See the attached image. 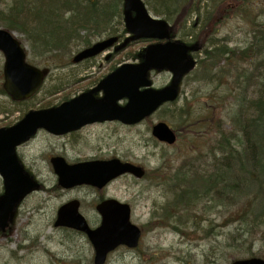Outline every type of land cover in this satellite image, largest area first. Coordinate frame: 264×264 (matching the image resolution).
<instances>
[{"label":"trees","instance_id":"16d2710c","mask_svg":"<svg viewBox=\"0 0 264 264\" xmlns=\"http://www.w3.org/2000/svg\"><path fill=\"white\" fill-rule=\"evenodd\" d=\"M145 3L171 22L173 35L182 29L183 39L201 52L196 71L207 81L218 80L199 102L204 111L197 114L188 105L175 124L180 141L186 144L177 147L175 155L187 152L192 144L202 151L187 156L177 169L165 166L156 171L172 196L159 222L174 223L171 227L180 229L183 218L196 220L198 208L217 217L227 211L217 227L234 222L242 230L231 233L237 246L233 257L255 256V238L264 240V20L258 19L264 0ZM223 7L226 13L221 14ZM230 18L247 27L243 47H231L228 40L220 43L217 38L219 26ZM122 20L123 0H10L0 9V25L25 34L33 56L52 59V66L69 61L71 50L89 46L93 37L116 33L113 24ZM190 158L196 162L188 166ZM210 233L206 229L202 237Z\"/></svg>","mask_w":264,"mask_h":264},{"label":"rangeland","instance_id":"374dc122","mask_svg":"<svg viewBox=\"0 0 264 264\" xmlns=\"http://www.w3.org/2000/svg\"><path fill=\"white\" fill-rule=\"evenodd\" d=\"M7 1L10 0H0V9L5 8ZM227 3L228 7L232 8L230 2ZM220 13H226V8L223 7ZM258 19L264 20V11ZM113 27L120 28L119 22L117 25L114 23ZM14 33L28 49V60L31 63L40 67L52 63L50 58L34 57L33 53L31 55L32 50L26 35L18 31ZM183 33L185 32L180 29L176 38L183 39ZM217 37L221 40L227 39L230 46L243 47L248 40L247 27L239 19H226L219 26ZM100 38L102 36L93 37L92 42ZM143 45L142 42L133 45L131 49L114 59L113 63L120 59L133 61L131 54L141 49ZM80 48L82 46L72 49L71 56ZM103 59V56H100L90 64H69L63 70L54 69L34 98L15 103L1 88L5 59L0 52V126L18 121L30 109L55 106L63 102L65 95L69 94L68 98H72L83 89L91 87L93 85L91 81L82 78L86 72L92 71L87 68L88 64L97 66ZM109 67L110 64L105 66L103 71L106 72ZM150 78L154 87L160 88L171 81V74L167 71L154 72ZM212 79L207 81L200 71L192 73L184 81L183 93L179 100L156 112L151 117L152 122L164 120L174 127L181 119L182 110L188 105L197 114L203 112V106L199 102L208 97L218 84L217 79ZM54 87L62 90L55 93L52 91ZM73 137L71 134L62 137L42 132L35 140L18 150L25 165L33 171L36 178L40 179L43 187L24 199L11 227L4 232L0 231V264H93L94 249L91 243L84 237L71 236L69 232L56 228L54 222L58 207L72 198L81 201V212L88 220H99L94 202L101 193L90 186H79L74 189H62L57 186V175L50 163V158L55 154L62 152L78 160L115 156L121 160L144 165L151 175L153 169L163 164L166 170L169 165L170 169H177L187 156L202 151L198 148L197 152V146L192 144L187 152L176 156L177 147H167L157 142L152 137L149 123L145 122L134 127L118 123L93 125L80 135H75L74 139ZM180 143L186 145L182 141ZM202 159L201 157L199 160ZM2 192L3 180L0 176V194ZM103 193L130 204L135 223L139 225L149 223V226L156 224L152 229H146L139 250L131 252L120 248L110 254L106 264H229L234 258L237 246L232 243L231 233H237L238 229L241 233L240 225L230 222L227 227H217L218 223L223 222L228 216L227 211L217 217L216 213L208 215L202 208H198L196 220L185 218L178 232L171 227L176 224L159 222L165 214L166 204L172 198L167 184L152 181L150 177L138 180L126 175L112 182ZM206 229H210L212 236L210 233L207 238L202 237ZM263 249L264 240L260 237L255 238L252 245L255 256L263 257Z\"/></svg>","mask_w":264,"mask_h":264},{"label":"water","instance_id":"95a60500","mask_svg":"<svg viewBox=\"0 0 264 264\" xmlns=\"http://www.w3.org/2000/svg\"><path fill=\"white\" fill-rule=\"evenodd\" d=\"M125 24L133 34L130 39L169 38L168 22L152 17L142 0H125ZM117 37L97 42L92 47L78 53L74 61L95 56L112 46ZM129 41L126 40L124 45ZM123 46V45H122ZM121 47V46H120ZM118 47V48H120ZM186 44L171 41L149 45L140 63H126L112 73L101 84L105 92L106 103H95L82 95L76 100L40 111H30L23 120L10 128L0 129V173L5 181V194L0 198V227L5 229L19 201L38 184L24 173L15 153V148L40 127L53 133H63L80 127L86 120L120 119L124 123H138L151 115L165 102L175 101L179 95L177 85L182 77L192 70L196 62L188 56L193 49ZM0 50L5 55L3 87L15 101L31 97L42 85L49 69H41L26 61V52L21 42L11 32L0 28ZM168 69L173 72L172 84L154 89L148 79L151 69ZM141 87H147L141 90ZM127 98L124 106L116 102ZM88 109H94L90 115ZM89 115V116H88ZM90 117H92L90 119ZM153 135L160 141L173 144L175 132L165 122L156 124ZM55 171L60 175L59 183L70 188L78 184H90L104 187L114 178L132 173L143 177L142 167L119 159L92 161L68 165L62 158L52 159ZM103 221L99 228L91 231L78 212V202L72 201L58 211L56 226L65 225L86 231L96 249L95 264H104L109 252L119 245L136 247L141 230L130 222V206L115 199H108L97 206ZM231 264H264L260 257L234 260Z\"/></svg>","mask_w":264,"mask_h":264},{"label":"flooded vegetation","instance_id":"af4514ba","mask_svg":"<svg viewBox=\"0 0 264 264\" xmlns=\"http://www.w3.org/2000/svg\"><path fill=\"white\" fill-rule=\"evenodd\" d=\"M86 63H88V62H86ZM91 62H89V64H90ZM88 64V67L87 68H89V69H92V71L91 72H86V75H84L83 76V78H82V80H89V81H91V83L93 84L90 88H92V87H94L106 74H107V72L109 71V69L111 68V67H109V69L106 71V72H104L103 70L105 69V66H107V65H109L110 63H105V62H100L97 66L94 64L93 66H90ZM87 71V70H86ZM106 123H118V124H121V125H123L121 122H119V121H102V122H100V121H95V122H92V123H88V124H86L85 126H83V127H81V128H79V129H76V130H73V131H70V132H68V133H66L67 135H74V137H75V135H80L86 128H88V127H90V126H95V125H104V124H106ZM42 132H45V130H40V131H38L34 136H32L28 141H26L24 144H22L21 146H19L18 147V150L20 149V148H22L23 146H25V145H27L28 143H30L31 141H33V140H35L38 136H39V134H41ZM46 134H49V135H53V136H57V135H54V134H51V133H48V132H45ZM65 134V135H66ZM62 137H64V136H62ZM74 137H73V139H74ZM18 153V156H19V158H20V161H21V163L24 165V168H25V171H26V173H28L30 176H32L34 179H36V180H39L40 181V179L39 178H36V176H35V174L33 173V171L30 169V168H28L26 165H25V163L23 162V160H22V158H21V156L19 155V152H17ZM54 156H63V157H65L66 158V160L68 161V162H70V163H76V162H78L79 160L78 159H73V158H71V157H69V156H67V155H65L64 153H62V152H59V154H55ZM53 157V156H52ZM42 187V185L40 186V188ZM102 196L103 197H105V195L104 194H101L98 198H97V200H99V199H101L102 198ZM89 222H90V225L93 227V228H96V227H98L99 226V224H100V222H101V219H100V216H99V220H95V221H91V220H89ZM56 227V226H55ZM56 228H58V229H60V230H63V231H66V232H69V235H71V236H77V237H84V238H86L89 242H90V240L88 239V237H87V235L84 233V232H82L81 230H77V229H73V228H69V227H56ZM120 248H125V249H127V250H129V251H131V252H135V251H137V250H139V248L140 247H138V248H133V249H131V248H129V247H126V246H120L119 247V250H120ZM94 249V248H93ZM94 255H95V251H94Z\"/></svg>","mask_w":264,"mask_h":264}]
</instances>
